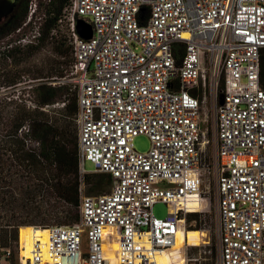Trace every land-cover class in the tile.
<instances>
[{
	"label": "built area",
	"instance_id": "1",
	"mask_svg": "<svg viewBox=\"0 0 264 264\" xmlns=\"http://www.w3.org/2000/svg\"><path fill=\"white\" fill-rule=\"evenodd\" d=\"M38 3L29 0L17 33ZM58 32L72 49L57 82L76 91L79 219L49 228V257L35 240L16 264H111L110 252L116 264H159L187 230L186 214L203 207L201 107L207 91L216 100L220 78L217 264H264V0H68ZM139 134L150 139L146 152L133 147ZM87 161L110 174L108 191H84ZM157 202L164 217L152 211ZM2 250L0 264H10Z\"/></svg>",
	"mask_w": 264,
	"mask_h": 264
},
{
	"label": "rangeland",
	"instance_id": "2",
	"mask_svg": "<svg viewBox=\"0 0 264 264\" xmlns=\"http://www.w3.org/2000/svg\"><path fill=\"white\" fill-rule=\"evenodd\" d=\"M7 1L10 4H6L4 0H0V20H2L3 16L9 11L11 3L15 2V0ZM43 18V10L39 5L37 13L19 33L15 31L11 35L0 38V158L3 160H5V158L7 160H9V158H16L7 150V143L5 145V139L8 136L6 135L4 121H6L11 112L16 111L18 107L22 106L30 110H43L50 115L59 117L57 111L63 106L62 102H56L41 108L38 107L37 103L34 101L33 90L38 82L49 80L56 82L55 84L58 83V77L50 78L49 75H45L48 61L51 58H59L52 50L51 43L45 42L35 51L21 53L15 60L12 57L8 58L3 55V51L9 46H17L21 49H26V47L31 44H37L38 35L35 38L34 34H37L36 32L40 30V24ZM22 38H25L26 41H22ZM30 39L33 41H29ZM68 59L70 60L71 58ZM61 67L65 68L66 71L69 68V64L63 63ZM5 70L12 72V74L19 73V78L16 83H6L8 79L4 77ZM35 76L39 77L35 78ZM221 84L220 78L216 100L207 91L206 100L202 103L201 107V126L205 130V142L203 144L201 163L203 171L201 185L203 207L200 211L191 209V211L200 214L198 219L199 226L195 227V220L187 224V230L184 232V235L180 234L175 246L170 249L171 264H217V234L219 223L215 193L217 163L214 157V109L215 103L219 101ZM27 133L26 126H22L18 131V136L24 138L25 146L36 145ZM132 143L133 147L141 152H146L151 144L149 137L144 134L133 137ZM85 167L86 170H88L85 174L101 173L93 168V164L90 161L85 163ZM28 176V173L24 171L20 165L13 164L8 167V165L0 163V178H2L0 179V229L6 224H17L28 220L43 222L45 224V226L39 224H23L19 226V228L21 226H27V229L25 232H20L17 239L11 238L8 241V246L12 252L11 259L9 260L10 264H16L18 262L20 252L23 250V242H25V238L28 237V232L32 226L50 228L56 224H65L61 209L52 210L51 202L53 201L47 202V197L45 201L36 197V202H33L28 198V190L26 189L28 183H30L28 181ZM86 189L87 185L84 183V191L87 193ZM58 204L60 205V203ZM72 210L73 212L77 211L76 209ZM152 211L157 217H164L167 209L164 203L157 202L153 205ZM183 236L186 240V247L185 251L181 254L179 250L181 248Z\"/></svg>",
	"mask_w": 264,
	"mask_h": 264
},
{
	"label": "trees",
	"instance_id": "3",
	"mask_svg": "<svg viewBox=\"0 0 264 264\" xmlns=\"http://www.w3.org/2000/svg\"><path fill=\"white\" fill-rule=\"evenodd\" d=\"M67 1L39 0L38 7L39 5L42 7L44 18L40 24L38 43L35 45L31 44L26 49L9 46L3 51L4 57H12L15 60V58L19 57V54L26 51H35L45 42H49L55 55L59 58H51L48 61L45 75H49L50 78L63 76L69 68L65 71V68H62L61 65L68 63L70 67L72 49L63 33L51 34L50 32L52 27L55 26L56 19L61 13L63 5ZM27 13L28 0H18L13 10L0 23V38L13 34L25 21ZM68 58L71 59L69 60ZM18 74H12V72L5 70L4 77L8 79L6 83H16L19 78ZM37 77L39 76H35V78ZM260 83L264 88V52L260 61ZM221 87H223V84H221ZM33 92L34 101L38 107L64 102L62 108L57 111L59 117L50 115L43 110H30L22 106L11 112L6 121H4L6 135L8 136L5 139V145L7 143V150L16 158H9V160L0 158V163L6 164L8 167L13 164L20 165L29 175L28 181L30 183H28L26 188L28 190V198L36 202V197H39L38 199L42 201H45L47 197V202L53 201L51 202L52 210L61 209L65 224H73L79 219L78 199L80 183L77 154L78 136L75 123L77 110L76 91L71 89L67 83L52 84L49 80H44L35 85ZM22 126H26L27 134H29L36 145L25 146L24 138L18 136V131ZM83 182L87 185V193L98 194L109 190L111 176L103 172L85 174ZM72 209L77 211L73 212ZM199 216L198 212H188L186 214L187 224L195 220V227H198ZM23 224L45 226L43 222H34V220L17 224H6L0 229V261L3 258L2 248L9 247L8 241L11 238L17 239L20 232L26 231L27 226L19 228Z\"/></svg>",
	"mask_w": 264,
	"mask_h": 264
},
{
	"label": "bare ground",
	"instance_id": "4",
	"mask_svg": "<svg viewBox=\"0 0 264 264\" xmlns=\"http://www.w3.org/2000/svg\"><path fill=\"white\" fill-rule=\"evenodd\" d=\"M49 231L50 229L46 227L32 226L28 232V237L25 238V242H23V250L22 252H20V254L22 256L28 257L30 255V251L32 249L35 240H39L43 245L42 249L44 255L46 257H49L48 253L45 251V248H47V245L49 243ZM173 246H175V244ZM113 248H116L115 244L113 245ZM171 248L172 247L165 248L163 252L157 257L159 264H171V259H170ZM108 257L111 259V264H116L115 262L116 255L113 252H110L108 254Z\"/></svg>",
	"mask_w": 264,
	"mask_h": 264
},
{
	"label": "water",
	"instance_id": "5",
	"mask_svg": "<svg viewBox=\"0 0 264 264\" xmlns=\"http://www.w3.org/2000/svg\"><path fill=\"white\" fill-rule=\"evenodd\" d=\"M7 3H9L7 0H4ZM10 4V3H9ZM76 29L78 33L84 37V38H89L91 36V28L88 24H86L83 20L79 19L76 24ZM219 102H223L222 96L219 97Z\"/></svg>",
	"mask_w": 264,
	"mask_h": 264
},
{
	"label": "flooded vegetation",
	"instance_id": "6",
	"mask_svg": "<svg viewBox=\"0 0 264 264\" xmlns=\"http://www.w3.org/2000/svg\"><path fill=\"white\" fill-rule=\"evenodd\" d=\"M18 0H15V2L11 3L10 9L9 11L3 16L2 20H0V23L4 21V19L6 18V16L9 14V12L11 10H13V8L15 7V5L17 4Z\"/></svg>",
	"mask_w": 264,
	"mask_h": 264
}]
</instances>
